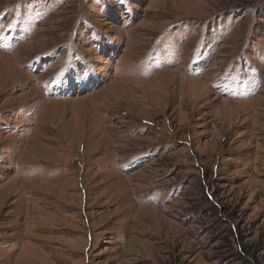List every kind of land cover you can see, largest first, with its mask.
<instances>
[{"label":"rangeland","instance_id":"1","mask_svg":"<svg viewBox=\"0 0 264 264\" xmlns=\"http://www.w3.org/2000/svg\"><path fill=\"white\" fill-rule=\"evenodd\" d=\"M0 264H264V0H0Z\"/></svg>","mask_w":264,"mask_h":264}]
</instances>
